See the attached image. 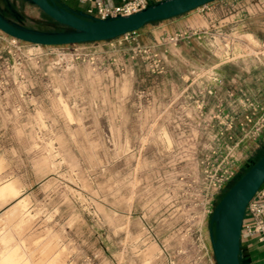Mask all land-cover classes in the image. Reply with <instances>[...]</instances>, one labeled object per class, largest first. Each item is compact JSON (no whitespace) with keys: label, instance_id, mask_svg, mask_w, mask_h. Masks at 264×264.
<instances>
[{"label":"rangeland","instance_id":"374dc122","mask_svg":"<svg viewBox=\"0 0 264 264\" xmlns=\"http://www.w3.org/2000/svg\"><path fill=\"white\" fill-rule=\"evenodd\" d=\"M0 10L31 28H67L29 0H0ZM219 32L199 17L62 53L12 45L0 30V185L18 190L0 203V264L12 251L29 264H197L187 229L203 214L198 179L213 131L179 106L185 97L171 102L187 69L217 62ZM193 47L200 60L186 56ZM214 206L203 234L217 264L207 236Z\"/></svg>","mask_w":264,"mask_h":264},{"label":"built area","instance_id":"2783aa9c","mask_svg":"<svg viewBox=\"0 0 264 264\" xmlns=\"http://www.w3.org/2000/svg\"><path fill=\"white\" fill-rule=\"evenodd\" d=\"M80 2L92 1L93 5L87 9V15H93L96 18L106 19L111 17H118L120 15H129L140 11L156 2L162 0H123L122 3L114 4L106 0H79ZM207 4L202 7H207ZM136 31L128 32L125 37H135ZM218 48L220 50L219 58L224 61H235L241 56H252L254 59L263 63L264 47L255 39H247L244 37L232 36V33L219 32ZM256 42V43H255ZM10 43L12 45L30 44L35 49L43 48L45 46H53V49L65 52L71 44L65 45H39L25 42L18 38L10 36ZM85 43V42H83ZM75 43L73 45H77ZM240 44V45H239ZM247 46L251 52L238 53L237 47ZM214 72L210 68H193L187 71L188 84L185 89L181 90L176 99L171 104H176L177 100L185 97L180 101L181 107L190 109L191 113H199L201 121L212 128L210 132L212 143L203 150V158L201 160V177L198 179L200 186V197L204 205L202 215H190L191 220L198 217L197 222H193L187 229L194 240V244L199 247L201 255L196 260L197 264H216L210 257V252L204 240V219L208 212H212L213 203L216 204L218 196L222 194L226 186L232 182L242 170L240 162L243 157L238 153V144H224L221 145V138L226 133L230 132L234 127V118L224 113V100L220 97L219 88L213 82L215 81ZM215 98L216 102L212 107H209L210 99ZM245 102L253 108V111L245 115V119L241 122V127L244 131L242 140H256L264 129V113L255 119L257 105H255L248 97ZM196 110V111H195ZM188 120L194 121V115L187 116ZM217 126V129L214 128ZM210 128V130H211ZM230 138L232 136L230 135ZM215 208V206H214ZM256 236L264 243V183L257 190L253 198L247 205L245 217L242 227V237ZM201 260V261H200ZM206 261V262H204Z\"/></svg>","mask_w":264,"mask_h":264},{"label":"water","instance_id":"95a60500","mask_svg":"<svg viewBox=\"0 0 264 264\" xmlns=\"http://www.w3.org/2000/svg\"><path fill=\"white\" fill-rule=\"evenodd\" d=\"M46 15L67 27L39 30L7 17L0 10V30L25 42L65 45L111 40L145 25L189 12L214 0H162L129 15L96 18L66 7L57 0H29ZM264 183V154L223 194L211 217L210 236L217 264H242L241 236L247 205Z\"/></svg>","mask_w":264,"mask_h":264},{"label":"crops","instance_id":"0c3cea01","mask_svg":"<svg viewBox=\"0 0 264 264\" xmlns=\"http://www.w3.org/2000/svg\"><path fill=\"white\" fill-rule=\"evenodd\" d=\"M106 1L114 4L123 2V0ZM57 2L83 13H86L87 9L93 5L92 1L57 0ZM195 9L199 12L198 15L191 14ZM195 9L155 22L161 23L156 31L148 29L147 24L136 31L135 37L149 34V32L153 34L157 31L170 32L174 27L180 29L183 23H195L199 17H205L208 27L218 23V29L225 33L252 35V38L264 47V0H214L205 8L200 6ZM201 12L204 14H200ZM198 42L196 38L193 39V43ZM193 48L186 53V56L193 60H200L198 58L200 53L194 51L196 47ZM216 61L202 62L201 65L204 69L212 66L211 70L216 78L213 83L218 86L220 97L224 100V113L234 118V127L221 138V145L239 143L238 153L240 157H243L240 165L245 167L251 163V159L258 150L264 149V129L256 140H242L244 131L241 127L245 115L253 111V108L245 102L246 97L257 105L255 119L264 113V57L263 63L252 56H241L235 61H224L222 58ZM215 102V98L212 97L209 107H212ZM210 228L211 217L207 227V236L211 240ZM240 255L242 264H264V243L256 236L242 237Z\"/></svg>","mask_w":264,"mask_h":264},{"label":"bare ground","instance_id":"6f19581e","mask_svg":"<svg viewBox=\"0 0 264 264\" xmlns=\"http://www.w3.org/2000/svg\"><path fill=\"white\" fill-rule=\"evenodd\" d=\"M17 193H18V190H17V188H16V186H15L13 181L9 180V181L1 184L0 185V203L5 201L8 197L9 198L12 197V196L15 197L16 195H18ZM24 205H25L24 200H20L18 202V204L16 205V209H15V211H17L16 213H18V210H21L24 207ZM18 218H19V216H18ZM23 262H25V261H23V260H22V262L18 261L17 258H16L15 252L12 251L10 253L9 257L7 259L3 260L2 264H29L28 262H25V263H23Z\"/></svg>","mask_w":264,"mask_h":264},{"label":"trees","instance_id":"16d2710c","mask_svg":"<svg viewBox=\"0 0 264 264\" xmlns=\"http://www.w3.org/2000/svg\"><path fill=\"white\" fill-rule=\"evenodd\" d=\"M66 7H68L67 5H65ZM69 8V7H68ZM71 9V8H70ZM157 22V21H156ZM155 23V22H152ZM264 154V149H260L258 150L255 154L254 157L251 159V163L248 164L247 166L243 167L242 170L240 171V173L237 175V177L230 182L226 188L224 189V191L222 192V194L219 196V198L216 201V204L219 202V200L221 199V197L223 196V194L227 191V189L237 180L239 179L257 160H259L261 158V156Z\"/></svg>","mask_w":264,"mask_h":264}]
</instances>
